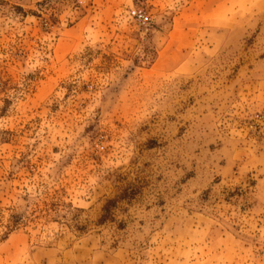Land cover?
<instances>
[{"label": "rangeland", "instance_id": "1", "mask_svg": "<svg viewBox=\"0 0 264 264\" xmlns=\"http://www.w3.org/2000/svg\"><path fill=\"white\" fill-rule=\"evenodd\" d=\"M0 264H264V0H0Z\"/></svg>", "mask_w": 264, "mask_h": 264}, {"label": "built area", "instance_id": "2", "mask_svg": "<svg viewBox=\"0 0 264 264\" xmlns=\"http://www.w3.org/2000/svg\"><path fill=\"white\" fill-rule=\"evenodd\" d=\"M128 17L144 34L151 32L153 19L151 14L144 9L133 8L128 12Z\"/></svg>", "mask_w": 264, "mask_h": 264}, {"label": "trees", "instance_id": "3", "mask_svg": "<svg viewBox=\"0 0 264 264\" xmlns=\"http://www.w3.org/2000/svg\"><path fill=\"white\" fill-rule=\"evenodd\" d=\"M105 213H106V214H105L104 217L107 218V217H108V213H109V209H106V210H105Z\"/></svg>", "mask_w": 264, "mask_h": 264}]
</instances>
